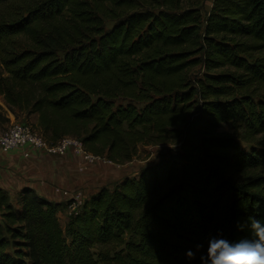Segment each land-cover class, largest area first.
Returning <instances> with one entry per match:
<instances>
[{"label": "trees", "instance_id": "16d2710c", "mask_svg": "<svg viewBox=\"0 0 264 264\" xmlns=\"http://www.w3.org/2000/svg\"><path fill=\"white\" fill-rule=\"evenodd\" d=\"M188 1L0 0V96L47 142L114 165L177 146L63 228L60 204L0 189V264H200L186 251L264 220V0H213L204 20Z\"/></svg>", "mask_w": 264, "mask_h": 264}, {"label": "crops", "instance_id": "0c3cea01", "mask_svg": "<svg viewBox=\"0 0 264 264\" xmlns=\"http://www.w3.org/2000/svg\"><path fill=\"white\" fill-rule=\"evenodd\" d=\"M32 118V123L36 124V115ZM47 143L49 146L55 144ZM91 166L93 165L73 151L48 152L33 147L17 148L9 152L0 150V189L7 192L11 198L24 189H30L54 204L62 205L64 201H75L64 211L65 226L69 216L89 199L84 197L81 200V194L88 186V181L100 174L99 170L90 169Z\"/></svg>", "mask_w": 264, "mask_h": 264}, {"label": "rangeland", "instance_id": "374dc122", "mask_svg": "<svg viewBox=\"0 0 264 264\" xmlns=\"http://www.w3.org/2000/svg\"><path fill=\"white\" fill-rule=\"evenodd\" d=\"M212 2L213 0H189L187 3H185L184 7L191 6L198 9L202 19L204 20L212 7ZM112 25V22L105 21L106 30L110 29ZM204 74L205 71L201 65L193 67L191 70H189V76L193 79L202 78ZM14 116H16V121L26 124L33 132L40 134V132H38L39 130L36 128V124L32 123V121H34L32 118L33 115H28L25 112H20L17 109H10L5 104L2 96H0V136L8 130L11 122L14 121L12 120V118L14 119ZM218 132L231 134L232 130L229 124H223L218 129ZM241 146L247 149L246 145L241 144ZM176 148L177 146L171 144L149 146L140 145L137 148L135 157L129 163L124 165L97 164L91 166L90 169H97L100 171V174L91 181H88V186L85 187V190H83L81 194V200H83L84 197L89 198V195H92L103 188L112 190L114 186L119 184L125 178H138L139 173L144 168L154 165L160 160V158L165 157L170 152L177 150ZM73 203H75V201L70 200L64 201L61 205L59 220L62 228L64 227V211Z\"/></svg>", "mask_w": 264, "mask_h": 264}, {"label": "clouds", "instance_id": "9594fccd", "mask_svg": "<svg viewBox=\"0 0 264 264\" xmlns=\"http://www.w3.org/2000/svg\"><path fill=\"white\" fill-rule=\"evenodd\" d=\"M249 238L235 242L222 236H209L206 243L197 244L195 251L185 255L194 259L200 252V264H264V220L248 217ZM245 225H238L243 230Z\"/></svg>", "mask_w": 264, "mask_h": 264}, {"label": "built area", "instance_id": "2783aa9c", "mask_svg": "<svg viewBox=\"0 0 264 264\" xmlns=\"http://www.w3.org/2000/svg\"><path fill=\"white\" fill-rule=\"evenodd\" d=\"M11 122L8 130L0 136V150L9 152L17 148H41L48 152L73 151L80 154L88 163L95 165L99 163H110L105 158L92 156L84 151L81 141L73 137H63L53 146L38 133L33 132L29 126L15 119Z\"/></svg>", "mask_w": 264, "mask_h": 264}]
</instances>
